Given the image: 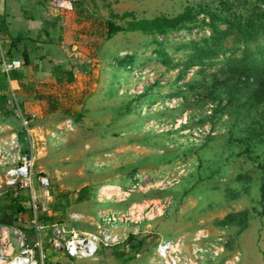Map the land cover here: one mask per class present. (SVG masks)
Wrapping results in <instances>:
<instances>
[{
	"label": "rangeland",
	"instance_id": "374dc122",
	"mask_svg": "<svg viewBox=\"0 0 264 264\" xmlns=\"http://www.w3.org/2000/svg\"><path fill=\"white\" fill-rule=\"evenodd\" d=\"M186 7L215 10L220 5L217 0H75L61 13L55 38V59L73 82L53 76L37 83L38 92L57 99L58 111L48 113L45 101L37 109L31 106L37 110L31 136L35 170L49 177L53 224L94 233L97 211L130 210L136 222L125 227L142 242L139 257L118 246L102 249L93 260H70L50 245L53 229L47 225L31 235L9 226L10 258L21 252L17 230L29 247L41 242L44 264H149L160 241L183 237L189 249L203 234L200 245L223 247V254L207 264H264V119L254 110L219 113L217 104L225 96L211 91V78L195 76L199 68H194L178 79L180 65H164L157 53L161 43L171 64H181L186 51L177 46L208 35V29L180 30L165 38L136 31L106 36L107 21L124 29L133 19L171 18ZM125 14L130 16L121 19ZM198 18L197 25L204 15ZM194 77L208 88L185 92ZM179 91L185 93L168 97ZM12 110L0 117V124L8 125L0 138L16 133L23 142L20 114H31ZM68 120L71 131L62 126ZM83 188L86 200L77 202ZM8 194L13 195L0 181V207ZM236 213H245L243 229L220 225ZM78 214L84 219L76 220ZM34 253L38 259L39 252Z\"/></svg>",
	"mask_w": 264,
	"mask_h": 264
},
{
	"label": "trees",
	"instance_id": "16d2710c",
	"mask_svg": "<svg viewBox=\"0 0 264 264\" xmlns=\"http://www.w3.org/2000/svg\"><path fill=\"white\" fill-rule=\"evenodd\" d=\"M217 1L220 7L215 10L212 8L186 7L181 13L171 18L158 16L151 19H133L127 23V28L124 29L107 21L106 36L111 37L120 31H136L165 38L168 34L180 30L194 28L204 30L207 28L208 35L177 46L178 51H186L181 64L172 65L171 62L173 61L163 51L160 43L157 53L162 56L163 64L172 68L180 65L178 79H182L189 70L194 68H199L196 70L195 76L202 75L203 79L211 78V91L219 90V93L225 96L224 102L220 100L217 104L216 108L219 113L229 114L231 108L237 109L238 113L254 110L256 113H260L261 118L264 119V0ZM200 15H204V18L200 20L202 23L197 25ZM129 16V14H125L120 18L125 19ZM207 20L208 22H206ZM220 24H223L224 28H221ZM5 31L6 26L0 20L2 36ZM117 62L122 67L131 68L133 66L131 61L130 63L126 61ZM28 63L25 59L24 65ZM54 75H56L55 78L58 82H62L66 76V82H73L71 72L64 70L63 64L55 67ZM9 76L10 79L20 80L21 78L17 72H11ZM185 87V92H195L208 88L204 83H198L196 77L186 83ZM185 92L179 91L170 94L168 97L179 96ZM37 99L48 104V113L60 109L57 99L52 95H41ZM10 107L15 109L14 100L9 98L8 92L0 93L1 118L10 116ZM260 173L262 176L260 191L264 198V165L260 166ZM86 192L87 189L83 188L76 201H85ZM6 202L0 207V225L16 226L20 230L27 231L29 235L33 234L34 229L31 225L29 226L33 214L28 205V198L23 199L8 194ZM38 221L44 225H52L54 217L39 213ZM231 224H237L243 229L246 226L245 213L230 214L220 221L221 226ZM127 243V250L133 256L140 252L142 242L134 240V236L130 235ZM121 247L124 249L123 246Z\"/></svg>",
	"mask_w": 264,
	"mask_h": 264
},
{
	"label": "built area",
	"instance_id": "2783aa9c",
	"mask_svg": "<svg viewBox=\"0 0 264 264\" xmlns=\"http://www.w3.org/2000/svg\"><path fill=\"white\" fill-rule=\"evenodd\" d=\"M75 0H52V6L59 10H69ZM3 38L0 33V46ZM5 72L19 69L22 63L18 60L2 62ZM17 111L18 102L13 98ZM34 115L20 114V133L23 142L18 140L16 133H11L6 138H0V181L7 186L8 190L18 196L21 192H27L28 205L32 210L30 225L37 233L44 225L38 221L39 213L50 215L51 183L48 175L43 171L35 170L34 149L31 142L33 135ZM63 129L71 131L73 126L70 120L65 121ZM62 127L58 128L61 131ZM51 133V137H55ZM2 178V179H1ZM136 186H132V190ZM131 191V190H130ZM97 230L94 233L66 230L63 226L51 225L52 236L49 239L54 250L63 252L71 260L95 259L99 251L107 248L123 246L128 249L130 232L127 225L136 222L134 212L130 210L97 211ZM76 220L84 219L83 215H75ZM10 228L0 225V264H44V256L41 253V242L37 240L32 246L25 243V238L20 230L16 231L21 252L11 257L12 246L9 239ZM205 239L203 234L196 235L191 242L190 248L186 246L185 238L176 240H162L153 248V259L149 264H207L209 260H216L223 254V247L219 244H210L209 247L200 245ZM35 249L39 252L35 259ZM137 258L139 254L135 255ZM229 264L230 262H225ZM46 264H50L47 262Z\"/></svg>",
	"mask_w": 264,
	"mask_h": 264
},
{
	"label": "crops",
	"instance_id": "0c3cea01",
	"mask_svg": "<svg viewBox=\"0 0 264 264\" xmlns=\"http://www.w3.org/2000/svg\"><path fill=\"white\" fill-rule=\"evenodd\" d=\"M64 11L54 8L52 0H0V20L6 26L0 46V93L8 92L10 99L19 100L18 108L24 113L35 116L33 108L43 102L37 97L45 95L36 90L37 83L55 78V67L61 64L55 59V38L60 37L59 18ZM12 60L20 61L21 67L5 72L2 62ZM11 72L20 74V80L10 79ZM5 127L0 124V130Z\"/></svg>",
	"mask_w": 264,
	"mask_h": 264
}]
</instances>
